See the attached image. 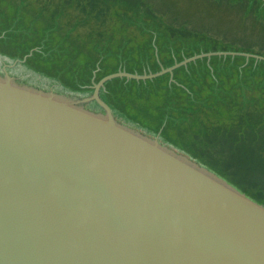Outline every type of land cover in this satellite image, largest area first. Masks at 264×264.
<instances>
[{"label":"water","instance_id":"1","mask_svg":"<svg viewBox=\"0 0 264 264\" xmlns=\"http://www.w3.org/2000/svg\"><path fill=\"white\" fill-rule=\"evenodd\" d=\"M159 75L82 100L0 75V264H264V208L98 98Z\"/></svg>","mask_w":264,"mask_h":264},{"label":"rangeland","instance_id":"2","mask_svg":"<svg viewBox=\"0 0 264 264\" xmlns=\"http://www.w3.org/2000/svg\"><path fill=\"white\" fill-rule=\"evenodd\" d=\"M196 57L99 97L119 125L264 208V0H0V75L42 92L87 99L119 71L156 75Z\"/></svg>","mask_w":264,"mask_h":264},{"label":"bare ground","instance_id":"3","mask_svg":"<svg viewBox=\"0 0 264 264\" xmlns=\"http://www.w3.org/2000/svg\"><path fill=\"white\" fill-rule=\"evenodd\" d=\"M113 120L115 121V119L113 118ZM116 122V121H115ZM117 123V122H116Z\"/></svg>","mask_w":264,"mask_h":264},{"label":"flooded vegetation","instance_id":"4","mask_svg":"<svg viewBox=\"0 0 264 264\" xmlns=\"http://www.w3.org/2000/svg\"><path fill=\"white\" fill-rule=\"evenodd\" d=\"M94 92V91H93Z\"/></svg>","mask_w":264,"mask_h":264}]
</instances>
